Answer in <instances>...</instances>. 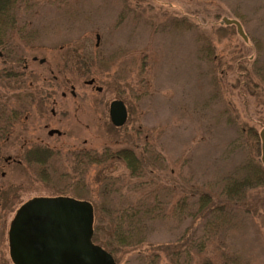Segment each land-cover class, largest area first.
<instances>
[{
    "label": "rangeland",
    "instance_id": "obj_1",
    "mask_svg": "<svg viewBox=\"0 0 264 264\" xmlns=\"http://www.w3.org/2000/svg\"><path fill=\"white\" fill-rule=\"evenodd\" d=\"M225 20L239 22L247 40ZM3 45L0 117L19 118L5 122L14 128L0 142V264H13L8 234L17 211L39 197L89 196L103 237L113 234L111 214L98 207L157 205L143 245L116 254L117 264H152L162 246L208 233L205 219L192 217L199 195H223L248 158L242 128H264V0H15ZM247 71L254 86L243 80ZM115 100L128 111L121 128L110 121ZM36 147L50 154L47 180L43 166L26 162ZM127 147L148 158L138 177L121 160L82 158ZM233 212L209 232L203 253L264 264V212Z\"/></svg>",
    "mask_w": 264,
    "mask_h": 264
},
{
    "label": "trees",
    "instance_id": "obj_2",
    "mask_svg": "<svg viewBox=\"0 0 264 264\" xmlns=\"http://www.w3.org/2000/svg\"><path fill=\"white\" fill-rule=\"evenodd\" d=\"M14 3L15 0H0V48L4 46L3 42L7 33L14 27ZM224 24H226V22ZM244 79L247 85L254 86L248 71L244 73L243 80ZM11 120L13 122V116L11 118L0 117V133H2L0 135V142L1 140L6 141L5 139L8 138L4 137L2 139V136L5 132L7 134L9 131L7 129L8 127H12V123L8 124V127H5V122L9 121L10 123ZM2 124L4 125L2 126ZM241 134L249 145L248 158L244 163H242V175L239 178L227 179L223 195H221L219 199H215V197L209 193H201L199 195V199L197 201L198 208L192 217L198 216L196 218H204V231L207 232L208 230V233H202L203 235L199 233L202 236L194 234L189 237L185 234L179 238L177 242L162 246V248H160V250L154 255L156 259L153 261L151 260L152 264L156 262L162 264L163 259L160 257L161 254L165 255L173 264H178L184 258L192 259L194 256L199 258L200 261L203 258L200 264H238V261L232 263L230 257H226L225 261H221L213 256V252L210 254L211 257L205 256V253L203 252L210 241L209 232L228 223L229 221L225 219H231L234 214L233 211L238 210L249 216H251V214L256 215V213L260 210L264 212V194L262 192V188L264 187V166L262 161H259V144H261L260 136L259 133L253 131L252 129L244 127L241 130ZM253 142L257 146L253 147ZM1 146L2 145L0 144V147ZM131 147L119 149L115 153L106 149L102 157L99 159L96 154L87 152L83 154L82 158L84 160L86 158L89 163L93 161H97L99 163L101 161L100 159H103L102 161L104 162L113 159L121 160L130 170L132 177H138L150 164L148 158H146L142 153L141 155L143 158H139L137 150ZM49 158L50 154L48 151L39 149L34 150L31 154H28V157H25L26 162L37 166H43L40 176L44 180L48 179L45 167L47 166ZM5 165L9 166L10 163L6 161ZM88 197L89 196L87 195H82L80 197H76V199L87 201ZM87 202L92 204L91 201ZM92 206L94 209V220L96 221L98 211L96 206L93 204ZM130 208L131 209L120 210V212H112L111 207L109 209L106 204L98 207V210L105 211L109 215L111 214L108 221L110 224V231L113 234L110 236L105 235L104 237L98 235L99 228L97 229L94 226L93 241L98 246L110 252L113 257L121 252L127 253L128 250L129 252L134 251L136 248L143 245L145 239L141 236V234L146 229L145 226L147 225V222L156 218L154 213L159 207L156 205L152 208L150 207V209L142 210L138 209L140 207L135 206H131ZM111 212L115 214L112 215ZM211 238H213V234L211 235Z\"/></svg>",
    "mask_w": 264,
    "mask_h": 264
},
{
    "label": "water",
    "instance_id": "obj_3",
    "mask_svg": "<svg viewBox=\"0 0 264 264\" xmlns=\"http://www.w3.org/2000/svg\"><path fill=\"white\" fill-rule=\"evenodd\" d=\"M225 22L236 26L239 35L247 40L239 22ZM109 116L114 127H123L128 120L125 104L113 101ZM54 133L58 131L50 134ZM259 136L264 166V128ZM93 235L91 203L69 197L34 198L19 208L11 222L10 258L13 264H117L110 252L93 242Z\"/></svg>",
    "mask_w": 264,
    "mask_h": 264
},
{
    "label": "flooded vegetation",
    "instance_id": "obj_4",
    "mask_svg": "<svg viewBox=\"0 0 264 264\" xmlns=\"http://www.w3.org/2000/svg\"><path fill=\"white\" fill-rule=\"evenodd\" d=\"M34 60H36V58H34ZM40 63H41V62H40ZM90 81H93L92 84H89ZM90 81L87 82L88 85H93V84L95 83L94 80H90ZM98 90L101 91L102 89H101V88H98ZM64 95H65V94H63V96H64ZM71 95H72V96H76L73 87H72V89H71ZM13 98H14V97H13ZM26 105H27V104H26ZM23 107H25V106H23ZM42 109H43V108H42ZM42 109H40V112L42 111ZM11 114H12V116H13V122H12V124H14V126H15V125L17 124V121H18V118H19V112L13 111ZM52 115H55L54 110L52 111ZM12 128H14V127L12 126ZM52 131H58V133H54L53 135L61 136V134H62L59 130L51 129V130L48 131V135H49V136H53L52 134H50ZM12 134H14V133H13V130H12ZM41 141H42L41 144H44V139H41ZM41 144H40V145H41ZM22 148H23V147H22ZM37 149H39V150H44V149H42V148L36 147V148H34L33 150H30L27 154L32 153V152H34V150H37ZM23 151H25L24 148L21 149V152H23ZM19 152H20V151H19ZM25 155H26V154H25ZM6 161H7L8 163L15 162V160L11 159V157H9V159H7Z\"/></svg>",
    "mask_w": 264,
    "mask_h": 264
}]
</instances>
